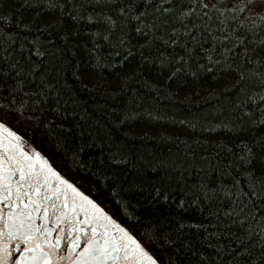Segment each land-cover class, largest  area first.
Masks as SVG:
<instances>
[{
	"label": "trees",
	"instance_id": "16d2710c",
	"mask_svg": "<svg viewBox=\"0 0 264 264\" xmlns=\"http://www.w3.org/2000/svg\"><path fill=\"white\" fill-rule=\"evenodd\" d=\"M80 2L88 7L90 0H56L55 8L46 7L49 0H38V5L33 0L21 11L19 4L28 0H19L12 4L14 12L5 13L6 50L35 71L18 95L0 94V123L134 235L160 264L175 257L177 248L183 253L187 240L197 241L198 230L190 226L203 223L211 230L208 213L222 205L226 194L242 200L245 214L259 219L264 204L247 195L251 185L238 158L245 144L264 134V114L251 101L238 103L243 96L230 68L242 62L238 56L245 49L251 52L264 42V0H249L244 14L256 20L254 31H247V24L234 26L229 40L216 43L217 53L232 50L227 62L215 55L220 63L214 65L197 49L190 69H181L176 60L168 66L146 63L141 55L145 40L137 36L134 23L125 26L128 43L120 46L119 28L108 32L102 21H89L92 10L84 11ZM106 33L109 40L103 38ZM183 43L158 42L151 55L158 47L170 57H182ZM41 77L50 87L43 88ZM42 88L45 96L58 94V106L53 97L43 100ZM202 190L221 199L207 203ZM165 233L172 244L165 243Z\"/></svg>",
	"mask_w": 264,
	"mask_h": 264
},
{
	"label": "snow or ice",
	"instance_id": "6c2138e0",
	"mask_svg": "<svg viewBox=\"0 0 264 264\" xmlns=\"http://www.w3.org/2000/svg\"><path fill=\"white\" fill-rule=\"evenodd\" d=\"M13 2L19 3V0H0V94L18 95L22 86L31 83L35 68L26 69L23 60L17 61L18 54L6 50L8 42L3 35V25L8 22L5 13L15 11ZM248 5L249 0H240L239 4L233 0H90L88 7L92 15L87 19L102 21L108 32L118 27L120 46L128 43L125 26L131 27L134 23L137 36L145 40L141 55L146 63L159 61L161 66H168L176 60L181 69H190L197 49L214 65L220 63L213 60L215 55H220L225 62L229 60L232 50L225 48L224 52L217 53L215 45L218 41L229 40L234 26L247 24V31L256 29V20L251 15L244 17L249 12ZM31 6L33 0H28L27 5L19 4V10ZM46 7H57L56 0H49ZM79 7L88 10L83 2ZM260 20L264 23V17ZM103 38L109 40L110 36L106 33ZM181 41L184 42L182 57H170L161 53L158 47L156 55H151L158 42L175 46ZM205 43H211L213 47L206 49ZM144 51L149 55L144 56ZM240 57L242 62L230 68L236 72L234 83L243 96L238 103L243 105L251 101L264 114V42L251 52L245 49L238 59ZM249 64H258L259 68L250 69L247 67ZM12 73L15 75L11 76ZM10 78L12 83H9ZM41 84L43 88L50 87L44 83L43 77ZM43 88L40 93L43 100L53 97L58 106V94L49 92L45 96ZM25 95L31 99L28 93ZM257 100L259 105H255ZM35 103L41 104L42 101ZM260 123L264 127V121ZM5 132L7 144L4 143ZM258 136V139L253 138L250 144L244 145L238 163L243 166L242 172L251 185L247 195L264 204V134L258 133ZM23 146V139L13 129L0 123V264H160L134 235L112 220L83 191L60 176L40 153L32 156L28 152L17 151ZM53 179L58 183L53 184ZM62 185L67 186L63 191ZM68 189L75 195L70 196ZM202 191V198L207 203L221 199L218 193ZM230 196V193L226 194L222 205L209 211L207 219L211 230L208 224L203 223L190 226L198 230L197 241L187 240L182 244L184 252L177 248L175 257L168 256L165 264H193V261L195 264H264V213L259 214V219L250 218L241 207L242 200H231ZM69 204L71 211H66ZM78 211L84 213L86 224L76 221L71 224L70 232L60 227L56 229V235H52L48 223L69 222ZM33 212H43L45 216L35 217ZM57 212L64 215L44 222L46 216L55 218ZM38 219L41 223H37ZM81 224L85 226L81 227ZM200 230L203 231L202 236ZM68 236H73V239L62 245L61 241ZM165 243H173L167 240V233ZM183 256L189 259L184 261Z\"/></svg>",
	"mask_w": 264,
	"mask_h": 264
},
{
	"label": "water",
	"instance_id": "95a60500",
	"mask_svg": "<svg viewBox=\"0 0 264 264\" xmlns=\"http://www.w3.org/2000/svg\"><path fill=\"white\" fill-rule=\"evenodd\" d=\"M4 143L7 144L8 143V138H7V133L5 132L4 133ZM25 151V152H28L29 155H32V156H35V154L37 153L27 142L24 141V146L22 149H17V151ZM53 184H56L58 183V181H56L55 179H53L52 181ZM67 186L66 185H62L61 186V191L64 190V188H66ZM68 193L70 196L72 195H75L74 193H72L71 189H68ZM41 195H43V193H41ZM61 199H63V197H61ZM80 203V200L79 198H77V204L79 205ZM37 204H39V201H37ZM66 211H71V204H69V208L66 210ZM49 213H51V207H49ZM90 214H91V211H90ZM64 215L63 212H57L56 213V217H52L50 215L46 216L45 217V223L48 222V221H54L56 218H60ZM33 216L35 217H41V216H45V214L43 212H33ZM113 220V219H112ZM76 221H81V222H85L86 224V220H85V216H84V213L82 211H78L76 214H73L70 218V221L69 222H64L63 220H61L60 223H55V222H52V223H48V227L52 233L53 236L56 235V229L57 228H60V227H63L66 232H70L71 231V224L76 222ZM116 222V221H115ZM37 223H41V221L38 219L37 220ZM117 223V222H116ZM85 224H81L80 226L83 227L85 226ZM118 224V223H117ZM75 235V234H73ZM73 239V236H68V238L66 240H62L61 241V244H68L69 241H71Z\"/></svg>",
	"mask_w": 264,
	"mask_h": 264
}]
</instances>
